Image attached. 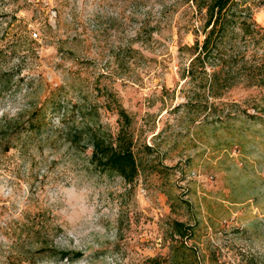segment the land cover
<instances>
[{
  "label": "rangeland",
  "instance_id": "1",
  "mask_svg": "<svg viewBox=\"0 0 264 264\" xmlns=\"http://www.w3.org/2000/svg\"><path fill=\"white\" fill-rule=\"evenodd\" d=\"M238 2L264 28V0ZM205 19L193 0H0V264H149L168 259L175 220L194 226V264H264V87L231 89L215 112L187 106ZM53 103L42 139L5 134ZM118 106L133 183L64 139L80 113L115 136ZM46 246L82 256L35 253Z\"/></svg>",
  "mask_w": 264,
  "mask_h": 264
},
{
  "label": "trees",
  "instance_id": "2",
  "mask_svg": "<svg viewBox=\"0 0 264 264\" xmlns=\"http://www.w3.org/2000/svg\"><path fill=\"white\" fill-rule=\"evenodd\" d=\"M193 3L199 12L205 11L206 19L201 31L204 38L201 40L197 35L194 44L188 48L193 57L181 77L193 87L191 95L187 96V106L192 110L205 111L209 101H212L211 108L215 112V102L223 99L231 89L242 84L249 88L264 87V54L259 57L256 49H250L251 44L264 39V28L252 19L251 10L238 0H193ZM62 108L61 103H53L49 109L38 107L25 122L15 123L5 134L22 143L42 139L49 130L48 115ZM245 113L250 118H256L247 110ZM118 114L120 128L115 136L91 125L89 116L80 113V123L70 127L64 125V139L78 150L91 148L90 161L100 172L115 174L127 183H133L139 174L131 132L133 119L121 106H118ZM52 134H47L45 139H50ZM12 147L5 146V152ZM194 233L193 225L173 221L168 259L152 258L149 264H165L166 260L171 264H194L192 258L197 256L187 243L194 238ZM35 253L71 261L82 256L79 251L62 250L55 246L42 247Z\"/></svg>",
  "mask_w": 264,
  "mask_h": 264
}]
</instances>
